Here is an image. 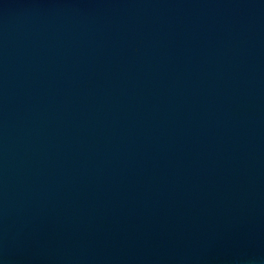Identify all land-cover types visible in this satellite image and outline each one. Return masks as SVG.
<instances>
[{"label":"water","instance_id":"obj_1","mask_svg":"<svg viewBox=\"0 0 264 264\" xmlns=\"http://www.w3.org/2000/svg\"><path fill=\"white\" fill-rule=\"evenodd\" d=\"M0 264H264V0H0Z\"/></svg>","mask_w":264,"mask_h":264}]
</instances>
